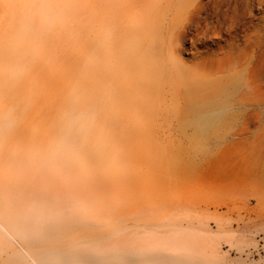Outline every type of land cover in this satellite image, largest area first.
<instances>
[{"label": "bare ground", "instance_id": "bare-ground-1", "mask_svg": "<svg viewBox=\"0 0 264 264\" xmlns=\"http://www.w3.org/2000/svg\"><path fill=\"white\" fill-rule=\"evenodd\" d=\"M248 1L249 9L262 6L247 20L252 33L239 35L234 21L215 80L191 77L163 55L153 14L149 21L140 11L114 37L106 14L95 37L85 38L83 0H32L7 10L0 20V217L39 262H151L135 260L143 250L106 229V196L117 179H137L140 162L161 158L147 130L156 112H177L163 107L165 86L173 100H185L180 125L192 129L194 148L213 138L221 154L230 132L233 167L225 176L222 153L218 182L224 192L230 177L238 216L243 200L244 208L255 202L253 213L264 211V0ZM44 213L51 225L35 240L20 222ZM12 244L20 253L11 264H38L0 222V250Z\"/></svg>", "mask_w": 264, "mask_h": 264}, {"label": "rangeland", "instance_id": "rangeland-1", "mask_svg": "<svg viewBox=\"0 0 264 264\" xmlns=\"http://www.w3.org/2000/svg\"><path fill=\"white\" fill-rule=\"evenodd\" d=\"M31 1L0 0V20L7 10L26 9ZM83 1L86 7L80 21L90 23L85 38L95 37L106 14L110 16L107 32L113 37L138 21L140 11L151 14L146 18L149 21L154 15L159 22L163 55L187 75L208 80L218 78L217 62L229 55L234 21L242 25L239 35L251 34L247 20L262 7L255 4L254 9H249L248 0ZM260 15L264 16V11ZM41 60L46 61V57ZM164 94L163 107L174 105L177 112H156L147 130L150 147L152 151L160 150L161 158L154 163L140 162L141 175L137 179L122 177L109 186L106 204L112 218L106 222V229L119 231L122 239L134 246L133 250H143L141 256L133 258L151 261L149 264H264V211L253 213L255 202L244 208L243 200L239 220L227 185L230 177L225 191L220 193L222 153L225 176L233 167L230 132L225 134L221 154L213 138L194 148L192 129L180 125L185 100L181 95L173 100L170 86L164 87ZM45 216L46 213L39 219L29 215L20 224L36 240L43 228L51 225ZM0 222L38 264H43L32 255L19 233L1 217ZM15 253L20 251L13 244L0 250V264H11L9 259ZM52 262L58 264L55 259Z\"/></svg>", "mask_w": 264, "mask_h": 264}]
</instances>
